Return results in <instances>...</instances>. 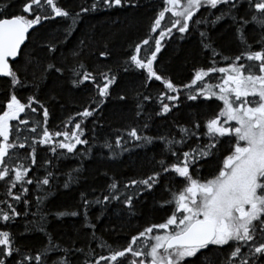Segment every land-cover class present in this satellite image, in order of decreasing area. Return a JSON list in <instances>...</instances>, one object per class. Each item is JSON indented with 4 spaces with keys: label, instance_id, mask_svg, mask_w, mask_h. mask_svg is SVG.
<instances>
[{
    "label": "snow or ice",
    "instance_id": "obj_1",
    "mask_svg": "<svg viewBox=\"0 0 264 264\" xmlns=\"http://www.w3.org/2000/svg\"><path fill=\"white\" fill-rule=\"evenodd\" d=\"M16 3L19 8L15 13L10 11L8 0H3L0 7V78L7 81L6 94L0 100V182L7 197L0 200V264H75L76 253L96 257L91 245H87V252L73 245L63 247L47 233V244L38 253H26L11 228L16 218L28 215L26 210L17 211L18 204L25 208L32 204L28 186L43 191L56 179L54 161L38 160V147L58 159L67 154L83 155L80 145H87L88 152L92 145L86 132L94 135L95 128H88L86 121L93 118L98 126L97 118L112 95L120 71L127 73L133 69L143 76L140 88L147 89L156 81L162 90L155 97L135 90L136 122L117 129L114 138L106 139L101 147L112 152V159L130 151L128 145L148 148L163 142L166 148H162L154 170L145 177L123 184L112 177L100 195H95L97 189L91 193L81 191L78 210L55 213L57 217L82 215L83 228L91 229L97 247L109 250L108 255L99 254L83 264H195L190 258L206 259V253L214 250L223 253L219 264H264V0H164L148 35L132 46L119 68L109 66L112 52L107 44L95 53L84 39L67 53L62 46L84 14L137 7L139 0H92L87 6L81 5L78 12L59 0ZM56 18L66 22L62 38L52 43L38 37L37 45L46 49V58L35 57L28 51L32 36L40 31L38 26ZM224 20L234 26L241 46L240 54L234 58L217 51L209 29L201 30L202 26L214 27ZM249 25L258 33L257 48L249 43ZM173 37L196 39L197 48L211 56L210 63L195 68L190 82L183 85L163 75L157 63L164 42ZM93 55L95 61L90 66L84 57ZM217 57L229 61L227 66L217 67ZM214 73L219 74L215 83ZM64 82L73 89L90 84L96 95L75 117H69L64 129L49 130L51 114L41 92L46 89L45 95L54 102ZM26 88L31 89V94H22ZM182 90L188 101L215 98L222 102V107L218 105V111L203 122L174 124L178 129L175 134L148 135L154 118L166 119L174 109H179ZM118 99L128 102L125 95ZM152 101L158 107L149 112L146 103ZM225 144L227 151L221 153ZM213 159L219 160L216 171L210 177L202 176L200 169ZM45 165L52 167L45 169L46 174L38 175ZM79 173L78 168L66 173L64 187L79 183ZM156 189L167 193L159 201V207L169 211L163 222L145 226L116 249L97 237L96 224L89 216L92 207L100 205L106 210L116 201L132 217L136 215V202ZM45 198L46 193L35 196L37 212ZM35 228L45 232L43 223L38 222Z\"/></svg>",
    "mask_w": 264,
    "mask_h": 264
},
{
    "label": "trees",
    "instance_id": "obj_2",
    "mask_svg": "<svg viewBox=\"0 0 264 264\" xmlns=\"http://www.w3.org/2000/svg\"><path fill=\"white\" fill-rule=\"evenodd\" d=\"M91 2L92 0H59L60 4L73 12L80 11L81 5L87 6ZM163 3L164 0H139L137 7L102 9L86 13L79 21L67 43L62 46V50L65 53L69 52L81 39L90 42L94 53L107 44L112 52L109 66L119 68V65L127 59L128 54L132 51V46L148 35L154 15L161 10ZM0 7H3V0H0ZM8 7L11 12H18L19 5H17L16 0H8ZM212 18L209 17V19ZM165 23H167V19ZM65 24L66 22L63 19L56 18L46 22L42 27L38 26L40 31L32 36V43L29 45L28 51L33 52V55L37 58H46V49L37 45V38L39 37L42 42L50 40L52 43H58L62 38ZM205 28L209 29L210 35L215 40L214 46L217 47V51L223 52L226 57L233 58L240 54L241 46L236 38L234 26L231 25L230 21H221L214 27L205 25L202 26L201 30H205ZM253 28V25H249L246 32L249 35V43L257 48L258 33L253 31ZM87 51L88 49H85L86 53ZM216 59L217 67H225L229 62L220 57ZM94 61V55L91 58L84 57V62L90 66L93 65ZM210 61L209 52L198 49L196 39L180 40L173 37L172 40L164 42L157 63L163 75L170 77L176 84L183 85L190 82L195 68L205 66ZM218 77L219 74L214 73L212 82L215 83ZM142 79L143 76L139 70L133 69L127 73L120 71L117 84L112 86V95L103 105L101 114L97 118L98 126L93 118L86 121L88 128H95L94 135L86 132L92 145L88 152H85V149L88 148L87 145H80L78 146L79 152L83 155L67 154L65 157L58 159L50 151L44 152L42 148L38 147V160L40 158L52 159L54 167L45 165L39 169L37 174L44 175L46 174L45 169L52 167L56 179L50 185L44 186L43 191H37L33 186H28L32 204L27 208L22 203L17 205V211L23 212L26 210L28 215H21L16 218L11 231L17 234L18 243L26 253H38L47 244V233L51 235L57 244L63 247L73 245L84 248L87 252L89 250L87 245H91V248L96 250V257L99 254H109L107 248L97 247V241H94L90 235L91 229L83 228L84 218L82 215L57 217L55 213L78 210L81 191L91 193L92 189H97L95 195H100L103 193L106 184L111 182L112 177L123 184L129 179H141L154 170L156 161L161 158L162 148H166L163 142H158L155 146H149L148 148L128 145L127 147L131 150L121 153L116 159L111 158L112 152L109 149L101 147L106 139L112 140L114 138L117 129L123 130L136 122L133 110L135 90L145 92V94L153 97L162 90L160 82L156 81H153L147 89L140 88ZM49 84H51V81H49ZM6 85L7 81L0 78V100H3L4 94H6ZM45 93L46 89H43L41 96L46 106H49L51 115L48 127L49 130L53 131L64 129L65 124L69 123V117H75L76 112L83 110L90 102L89 98L96 95L90 84L81 89H73L71 84L67 82H64L63 90L58 95L53 94L56 95L54 102H50ZM22 94H31V89H24ZM120 95L127 96L128 102L125 103L119 100L118 96ZM181 101L183 103H180L179 109H174L168 118H154L147 134L167 135L169 132L175 134L178 129L173 126L174 124L189 125L193 120L203 122L218 111V105L222 107V102L215 98L210 101H188L185 99L184 90L181 93ZM146 107L149 112H153L158 104L155 101L147 102ZM201 131H204L203 126ZM20 151L24 152V150ZM116 151L119 152V149ZM220 151L221 153L226 152L227 145L221 147ZM218 163V159H213L211 163L200 169V174L210 177L216 171ZM75 168L80 169V182L73 183L70 187L65 188V174L70 173ZM105 173H107V176H105ZM45 193L46 198L43 204L40 205V211L37 212L35 196H43ZM166 196L167 193L162 189L145 193L136 202V215L132 217L116 201H113L106 210H102L100 205L92 207L89 216L92 222L96 224L97 237H102L111 245L112 249L125 245L132 235L137 234L145 226L163 222L169 211L167 208L161 209L159 201L166 198ZM92 198L93 196L90 194L89 199ZM3 199H7V197H5V190L2 182H0V200ZM33 213L37 214L33 215ZM41 216L44 217L43 221H41ZM38 222L43 223L45 232L35 228ZM222 255L223 253L214 250L206 253V259L204 256H200L198 260L196 258L190 259H194L195 264H219V258ZM91 258L83 253H76L73 256L75 264H83V261Z\"/></svg>",
    "mask_w": 264,
    "mask_h": 264
},
{
    "label": "rangeland",
    "instance_id": "obj_3",
    "mask_svg": "<svg viewBox=\"0 0 264 264\" xmlns=\"http://www.w3.org/2000/svg\"><path fill=\"white\" fill-rule=\"evenodd\" d=\"M234 123V122H233Z\"/></svg>",
    "mask_w": 264,
    "mask_h": 264
}]
</instances>
